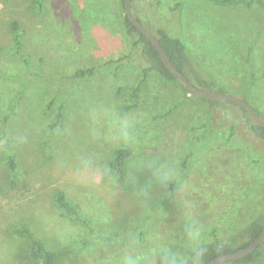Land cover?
I'll return each instance as SVG.
<instances>
[{
    "label": "rangeland",
    "instance_id": "obj_1",
    "mask_svg": "<svg viewBox=\"0 0 264 264\" xmlns=\"http://www.w3.org/2000/svg\"><path fill=\"white\" fill-rule=\"evenodd\" d=\"M131 6L153 33L183 40L195 74L264 116V3ZM123 15L122 0H0V264H33L12 231L20 221L55 264H179L213 234L242 241L249 221L264 222V138L238 105H210L151 72L126 109L142 73ZM12 21L28 65L13 53ZM78 68L92 73L72 77ZM121 146L132 154L119 174L109 161ZM57 191L104 237L79 243L85 228L56 207ZM260 245L250 264H264Z\"/></svg>",
    "mask_w": 264,
    "mask_h": 264
},
{
    "label": "trees",
    "instance_id": "obj_2",
    "mask_svg": "<svg viewBox=\"0 0 264 264\" xmlns=\"http://www.w3.org/2000/svg\"><path fill=\"white\" fill-rule=\"evenodd\" d=\"M220 5H235L238 3H245L250 5L252 1H257L259 4H263L264 0H209ZM123 5V0H122ZM177 3L176 6H179ZM134 13V12H133ZM135 15V14H134ZM136 16V15H135ZM137 17V16H136ZM138 20H140L137 17ZM123 26L125 34L131 38V46L138 47L141 56L140 69L142 73L141 80L133 86L127 88L125 96L129 99V103L126 104V109L135 108L138 106L141 97V83L142 81L151 73L157 72L163 79L167 81L178 80L175 76L168 71L161 61L158 52L150 42V40L138 29L136 28L127 16L123 15ZM10 32L12 34V39L14 43L13 53L18 55L23 61L28 65V61L21 54L22 45V32L16 21L10 22ZM155 36L157 37L161 47L166 52L173 66L183 73L194 85L206 88V89H216L219 92H225V90L218 86L214 80L206 79L198 74H195L194 65L190 57L186 53V46L183 40L178 36L169 35L163 28L158 27L155 30ZM189 72L193 74V80L189 76ZM92 73V68H78L74 71L72 77H82ZM179 83V82H178ZM180 84V83H179ZM181 85V84H180ZM181 87L186 91V89L181 85ZM200 99L208 102L210 105H216L221 101L208 100L199 97ZM245 100V99H244ZM240 107V106H239ZM245 113L246 110L240 107ZM255 109V108H254ZM259 112L257 109H255ZM248 114V113H247ZM56 125L61 120V114L58 113L56 116ZM252 132L259 138H264V128L258 124L251 125ZM233 133L232 127L228 130V137ZM193 142L195 145L199 141V137L195 138ZM192 151V150H191ZM132 151L128 147H117L111 160L109 161V167L113 171L122 174L124 172L125 164L127 159L131 156ZM5 163L8 170L14 174L16 172V160L11 153L5 154ZM164 186L168 185L173 187L175 183H167L163 181ZM54 203L57 208H59L70 220L80 223L84 226L86 235L81 240V244L90 243L94 238H103V235H98L93 232V227L90 222H88L79 212L78 208L69 203L64 194L61 191H57L54 195ZM264 227V222L260 218H254L249 221L243 230L240 232L245 239L242 241L238 240L236 235H230L226 239L218 237L216 234L212 235V238L204 243L199 244L191 252H189L183 259H176L179 264H206L211 258L233 252L239 248H242L249 244ZM13 233L19 237L26 238L29 241V246L27 250V255L33 260V264H55L57 253L47 249L40 239H38L29 224L25 221H20L17 226L13 228ZM261 244V243H260ZM258 245L249 254L237 258L234 260L222 262L219 264H250L261 254V245Z\"/></svg>",
    "mask_w": 264,
    "mask_h": 264
},
{
    "label": "water",
    "instance_id": "obj_3",
    "mask_svg": "<svg viewBox=\"0 0 264 264\" xmlns=\"http://www.w3.org/2000/svg\"><path fill=\"white\" fill-rule=\"evenodd\" d=\"M123 10L127 18L131 21V23L138 28L152 43L158 55L163 62L164 66L168 69L170 73H172L178 82L186 89L187 92L199 96L204 99L214 100V101H225L236 104L246 110L249 116L253 118L256 124L262 126L264 128V116L257 112L246 100L241 97L234 96L228 94L226 92H219L216 89H206L201 88L193 83L180 71H178L173 64L171 63L169 57L167 56L164 49L161 47L157 37L155 34L147 28L137 17L134 15L131 6V0H123ZM264 240V227L260 234L256 236L249 244L246 246L239 248L233 252H229L226 254L217 255L211 258L206 264H219L222 262L234 260L237 258H241L247 254H249L253 249H255L262 241Z\"/></svg>",
    "mask_w": 264,
    "mask_h": 264
}]
</instances>
